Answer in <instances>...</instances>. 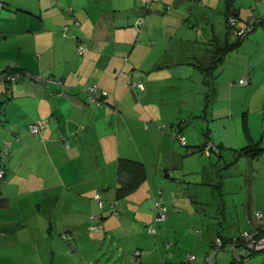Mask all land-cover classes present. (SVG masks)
Listing matches in <instances>:
<instances>
[{"label": "crops", "instance_id": "obj_1", "mask_svg": "<svg viewBox=\"0 0 264 264\" xmlns=\"http://www.w3.org/2000/svg\"><path fill=\"white\" fill-rule=\"evenodd\" d=\"M1 2L0 70L52 81L0 82V150L10 144L0 179V264H88L101 237L113 264H172L186 252L202 264L214 236L264 230V0ZM232 10L239 26L260 21L241 40L225 24ZM92 86L105 93L101 104L88 103ZM34 121L45 123L42 133L30 134ZM176 134H187L185 144ZM207 140L214 149L202 157ZM121 159L141 162L144 175L113 209ZM158 191L164 226L183 221L182 231L214 195L218 228L191 236L189 251L167 243L163 256L156 232L138 227ZM236 264H264V251Z\"/></svg>", "mask_w": 264, "mask_h": 264}, {"label": "built area", "instance_id": "obj_2", "mask_svg": "<svg viewBox=\"0 0 264 264\" xmlns=\"http://www.w3.org/2000/svg\"><path fill=\"white\" fill-rule=\"evenodd\" d=\"M149 1V0H145ZM2 5V2L0 0V6ZM142 20L140 19L138 21L139 24H141ZM226 25L231 28V31L235 35V37L243 38L246 34L252 31V24L245 25L243 27L237 26V18L234 16H229L226 20ZM66 27H64L65 29ZM77 52L80 54H83L85 52V46L83 43H79L77 45ZM19 78H31L35 81L47 83L51 82L52 79L50 77H44L41 74H35V73H29L24 70L16 71V70H0V81L4 83H10L13 80H17ZM241 84H247V79L244 77L239 78L238 80ZM137 87L140 89H143V85L141 83H135ZM104 92H99L95 90V88L92 86L88 90V103L95 102L97 104H101L100 97L104 95ZM46 125L44 122L41 121H34L29 123L28 130L32 135L40 134L45 129ZM179 142L181 144H185L184 136L180 134H176ZM10 144L8 141L4 143V147L0 150V179L4 176V162L2 161V158L7 155L8 148ZM214 149V145L211 141H206L205 145L203 146V151L206 153V155H210L212 150ZM158 198L154 200V215H153V223L152 225H149L148 231L151 234H154L155 231V224L158 222H162L166 218V206L163 204L162 199V193L161 191H158ZM94 199L97 202V205L99 208H102L104 206V199L101 197L99 193H96L94 195ZM117 200H114L112 202V207L115 209V206L117 204ZM253 215L255 218L261 217V211L259 209L254 210ZM96 229L101 230L103 227L102 225H98L95 227ZM62 237L64 239L70 238L67 233H63ZM224 246L222 239L219 236L214 237L213 239V247L210 249L204 256V261L202 264H216V254L218 250H220ZM243 247L248 248L249 250L253 252H260L264 250V233L260 234V229L258 228H251L249 230H239L235 235L231 238V243L229 246V251L233 255V260L235 263H238L242 259V254L240 253L239 249H245ZM140 255V251H134L132 255V260L137 262L138 257ZM195 254L192 252H187L184 257L178 262L173 264H194L195 263Z\"/></svg>", "mask_w": 264, "mask_h": 264}, {"label": "rangeland", "instance_id": "obj_3", "mask_svg": "<svg viewBox=\"0 0 264 264\" xmlns=\"http://www.w3.org/2000/svg\"><path fill=\"white\" fill-rule=\"evenodd\" d=\"M5 84H7V83H5ZM185 136L187 137V134H185ZM195 153H199V152H195ZM200 155L202 157H208L204 151H202ZM159 189L163 190V188H157V189L153 190L154 194ZM164 190H165V187H164ZM164 190H163V198H164ZM203 196H205V199H207L208 196H210V194L207 193ZM210 197L208 198L209 200L206 201L207 204H203V206H202L204 208L205 212H199L198 213L199 219H189L186 217V214L184 215L186 217L185 218V224H186L187 228H186V226H184L183 227L184 229L182 231H181V224H183V221L178 222L175 227H172V225L170 227L164 226V224L170 223V222H165V221L158 222L155 224L156 233L154 234V238L156 239L157 245H158V247H160V250H161V253L163 256L166 255L167 253H169L171 250V247H172V246L170 248L166 247L167 243L173 244V242L175 240H177V246L180 247L179 250L189 251V250H191V247H192V245L190 243L191 236H196V235L204 236L206 234H209L210 231L208 230V226H211L210 228H212V226L215 227L216 229L218 228L217 222L221 220V218H219L220 214L217 215L215 213V207H213V205L211 203H209L210 201L214 202L215 196L211 195ZM149 200H147L146 203L149 206L148 210H149L150 219L148 221L147 220L148 215H143V220H140V222L138 223V227L140 226L144 230H148L149 225H152V223H153L152 212L154 210V203H153L152 195H150ZM220 200H221V198H220ZM104 204H105V202H104ZM198 208H200V207H198ZM118 209L121 211L120 208H118ZM231 210H232V208H229V211H231ZM167 213H168V209H167ZM114 216L117 218H120L119 219L120 223L124 222L126 224H130V222L125 221L124 219L123 220L121 219V216H122L121 213H120L119 217L117 214H114ZM166 218H167V214H166ZM227 222H229V223L234 222L235 225L238 223L235 219H233L231 221L229 220ZM227 222L226 223L223 222L224 226H225V224H227ZM125 229H126V227H125ZM125 229H123V230H125ZM196 230H198L200 233L197 234ZM180 231L182 234H186L184 238L180 237ZM101 235L103 236V234H101ZM192 238H194V237H192ZM99 240H100V242H99L100 252H99V249H97L93 253L94 256L93 255L87 256L88 258L85 259V263L88 262V264H113L112 263V256H113L112 246L111 245L107 246V244H105V242L103 240V237H101ZM92 247L96 248V245L92 244ZM119 259L120 258L117 259V262L119 261ZM232 259H233V255L229 251V246H224L222 249L218 250V252L216 254V263H218V264H229L230 262H232Z\"/></svg>", "mask_w": 264, "mask_h": 264}, {"label": "trees", "instance_id": "obj_4", "mask_svg": "<svg viewBox=\"0 0 264 264\" xmlns=\"http://www.w3.org/2000/svg\"><path fill=\"white\" fill-rule=\"evenodd\" d=\"M228 2H229V4L231 3V0H228ZM229 16H234V17H236L237 18V21H238V15H237V13L236 12H234V10H232V11H230V12H227V14H226V19H225V22H226V20L228 19V17ZM260 21H258V22H256V21H253V22H249V23H246L245 25H248V24H252V26H253V28H254V24H256V23H259ZM226 24V23H225ZM245 25H243V26H245ZM237 26L238 27H243V26H239L238 24H237ZM226 27H227V29L230 31V32H232L231 31V28L230 27H228L227 25H226ZM253 28H252V30H253ZM233 33V32H232ZM250 33V32H249ZM248 33V34H249ZM248 34H246L244 37H246ZM243 37V38H244ZM237 38V40H241L242 38H238V37H236ZM230 47L228 46V48L227 49H229ZM226 49V50H227ZM4 69H2V71H3ZM5 70H16V71H18V70H20V71H22V70H24V71H26V72H29V73H33V72H31L30 70H27V69H19V68H6ZM19 79H22V78H19ZM15 81H18V79L17 80H13V81H11L10 83H12V82H15ZM1 82V81H0ZM2 83H4V82H2ZM2 104H3V101H0V111H1V109H2ZM31 134V133H30ZM208 141V140H207ZM206 143V142H205ZM205 144H203V146H204ZM203 149V147L200 149V150H202ZM260 149H254V147H253V149H252V151H254V152H258ZM128 172H130V174H129V176L127 177V173ZM143 165H142V163L141 162H139V161H136V160H129V159H121L120 160V162H119V165H118V175H119V177H120V182H121V185L118 187V189H117V197L115 198V200H119V198L120 197H122V196H124V195H126L127 193H129L130 191H132L136 186H137V184L142 180V178H143ZM196 232H197V234H199L200 232L198 231V230H196ZM261 233H264V230H260V234ZM233 235H235V234H233ZM233 235H231V236H229V237H222V236H220V235H216V236H219L221 239H222V241H223V244H224V246H230V243H231V238H232V236ZM216 236H214V237H216ZM214 237H213V239H214ZM213 239H212V241H211V247H210V249H212V247H213ZM169 244H171V243H169ZM223 246V247H224ZM222 247V248H223ZM221 248V249H222ZM243 248H245V249H239V251H240V253L242 254V259H243V257L244 256H246V255H249L250 253H255V252H253V251H251V250H249L248 248H246V247H243ZM209 249V250H210ZM208 250V251H209ZM207 251V252H208ZM245 251V252H244ZM246 251H247V253H246ZM262 251H264V250H262ZM206 252V253H207ZM261 252V251H260ZM205 253V254H206ZM186 254V253H185ZM184 254V255H185ZM184 257V256H183ZM182 257V258H183ZM241 259V260H242ZM181 260V259H180ZM179 260V261H180ZM179 261H177V262H174V263H178ZM232 263H234V264H236L235 262H234V260L232 259ZM173 264V263H172Z\"/></svg>", "mask_w": 264, "mask_h": 264}, {"label": "clouds", "instance_id": "obj_5", "mask_svg": "<svg viewBox=\"0 0 264 264\" xmlns=\"http://www.w3.org/2000/svg\"><path fill=\"white\" fill-rule=\"evenodd\" d=\"M212 152H213V150H212ZM212 152H211V153H212ZM210 155H211V154H210ZM210 155H209V156H210Z\"/></svg>", "mask_w": 264, "mask_h": 264}]
</instances>
